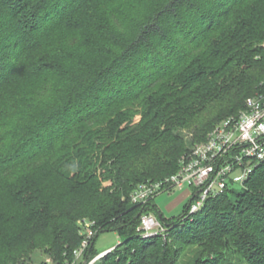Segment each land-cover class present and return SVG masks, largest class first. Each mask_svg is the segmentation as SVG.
Segmentation results:
<instances>
[{"label":"trees","instance_id":"obj_1","mask_svg":"<svg viewBox=\"0 0 264 264\" xmlns=\"http://www.w3.org/2000/svg\"><path fill=\"white\" fill-rule=\"evenodd\" d=\"M263 74L264 0H0V264H69L81 220L83 258L122 238L96 264H264V162L189 217L191 199L168 220L130 201ZM144 214L164 237L141 236Z\"/></svg>","mask_w":264,"mask_h":264},{"label":"built area","instance_id":"obj_2","mask_svg":"<svg viewBox=\"0 0 264 264\" xmlns=\"http://www.w3.org/2000/svg\"><path fill=\"white\" fill-rule=\"evenodd\" d=\"M262 91L247 97L237 116L221 120L203 142L180 160L178 171L162 180L139 184L132 192V204H144L165 192L188 190L191 201L186 217L200 211L206 201L233 189L243 187L255 169L264 162V74L260 82ZM84 238L73 252L69 264H94L101 256L113 250L109 248L96 254L88 262L84 253L95 235L93 222L79 221ZM137 231L142 237L165 236V228L153 214L140 217Z\"/></svg>","mask_w":264,"mask_h":264},{"label":"rangeland","instance_id":"obj_3","mask_svg":"<svg viewBox=\"0 0 264 264\" xmlns=\"http://www.w3.org/2000/svg\"><path fill=\"white\" fill-rule=\"evenodd\" d=\"M96 17H97V15H96ZM80 19H81L82 23L84 24L83 25L84 29H87L86 26L88 27V36L93 37V39H94L93 34H94V28L96 26L95 23H94V15H91V16L88 17V20H90L92 26H89L86 23L87 19L85 17L81 16ZM87 50L89 52V48ZM86 52L87 51H85V53ZM229 117H231V116H229ZM211 130L206 134V137L211 132ZM234 188L237 191H239V189H240V187H238V186H234ZM181 192L182 191L176 189V190H173L171 192L161 193L155 198L156 207L158 208V210L160 211V213L162 214V216L165 219H167V220L171 219V218L177 219V218H179L180 216L183 215V213L185 211V207H186V205L189 202V199H185V200H183L182 202H180V203H178L176 205L174 204L176 202L177 198L179 197ZM229 197H230L231 200L233 199L231 195ZM121 241H122V238L115 231L102 232L96 237V239L94 241L93 252L98 254V252H103V251H105V250H107L109 248H112V247H115V246L119 245L121 243ZM95 255H93L91 257H88V258H85L84 260H82V262L85 261V260H86V262H88ZM104 255H106V254H104ZM103 256H101L94 264L98 263L102 259ZM41 258L44 259L45 261H49L46 256H42Z\"/></svg>","mask_w":264,"mask_h":264},{"label":"crops","instance_id":"obj_4","mask_svg":"<svg viewBox=\"0 0 264 264\" xmlns=\"http://www.w3.org/2000/svg\"><path fill=\"white\" fill-rule=\"evenodd\" d=\"M182 192L180 193L179 197L177 198L176 202L174 203L175 205L182 202L185 199H189V191L188 190H181ZM155 203V200H154ZM162 215V214H161Z\"/></svg>","mask_w":264,"mask_h":264},{"label":"water","instance_id":"obj_5","mask_svg":"<svg viewBox=\"0 0 264 264\" xmlns=\"http://www.w3.org/2000/svg\"><path fill=\"white\" fill-rule=\"evenodd\" d=\"M83 264H85V263H83Z\"/></svg>","mask_w":264,"mask_h":264}]
</instances>
